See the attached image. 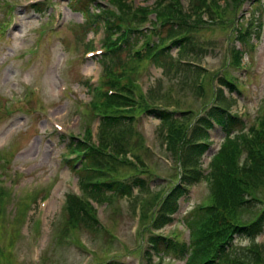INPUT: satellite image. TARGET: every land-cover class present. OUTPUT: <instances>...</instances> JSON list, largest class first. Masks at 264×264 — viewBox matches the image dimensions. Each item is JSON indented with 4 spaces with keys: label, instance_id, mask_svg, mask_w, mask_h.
<instances>
[{
    "label": "rangeland",
    "instance_id": "1",
    "mask_svg": "<svg viewBox=\"0 0 264 264\" xmlns=\"http://www.w3.org/2000/svg\"><path fill=\"white\" fill-rule=\"evenodd\" d=\"M9 1L15 3L19 0ZM52 1L61 15L56 31L47 30L45 34L40 35L41 23L45 18L39 15L36 7L19 5L16 7V12L19 15L20 26L11 34L0 32V103L2 94L10 95L12 90L21 96L28 85L39 88L27 100L15 103L17 106L12 116L6 115L0 106V149L3 144H7L6 133L19 130L11 145L7 146L8 152L2 154L8 162L0 165V179L3 175H7L4 184L12 194L10 198L13 197L0 200V264H27L28 258L36 262L39 254L41 257L38 259V264H84L86 258L88 261L85 264H104L108 258L117 264H138L140 255L143 254L146 227L140 223L134 234L138 207L133 197H122L107 204L110 199L106 195L94 194L95 200L91 204L101 229L94 230L93 219L87 217L84 230L79 231L73 226L66 230L65 235L72 231L80 241L62 243L63 230L58 232L60 229L55 227L62 226L61 213L57 211V207L61 203L62 195H66L68 183L72 184L71 187L76 184L77 190L79 185L76 172H73L71 167L68 168L64 162L66 153L64 141L67 140L64 134L67 130L74 134L81 131L82 127L78 128V115L74 112L75 100L81 101L88 97L86 79L92 67H97V70L99 68L97 61L82 58L83 49L88 48L85 43L86 37L89 39L91 32L88 30L85 33L80 27L83 19L81 14L70 9L69 0ZM180 1L185 7L188 6V0ZM131 2L134 6H141L152 5L153 0H131ZM220 2L224 5L223 1ZM2 4L0 29L4 30L11 4L5 1ZM55 15H57L56 12ZM250 18L252 20L248 21ZM202 21L197 24L192 37L194 54L184 56L186 61L196 64L192 72L185 71L184 67L179 66L177 69L173 67L170 73L165 74L161 68L150 62H139L136 66L138 71L136 80L140 81L141 78L143 92H157V97L154 99L147 97L152 104L177 111L180 118L189 116L191 119H197L206 118L209 107L216 105L213 97L207 102L204 101L210 97L212 85L219 84L216 78L226 74L240 89V93H237L235 89L232 92L224 90L229 101L230 112L242 114L245 120L251 121L254 116L253 109L257 108L259 97L264 90V0H240L231 14L222 13L221 19L215 21H207L203 17ZM260 21H262V27L257 34L258 32H255L253 28L256 27L254 24ZM35 43L39 44L38 51L31 55L28 64H22L19 60V46L28 47ZM232 46L244 51L241 67L232 66L231 60H228L227 49L228 47L232 49L233 54ZM69 51L73 54L68 56ZM170 52L176 60L175 47H172ZM125 57L126 52H121L119 59L121 70L130 64V60ZM65 58L69 59L70 63L66 64ZM119 68L117 71L120 70ZM259 72L260 74H257ZM206 75H214V81H207V86L200 94V90L194 88L193 81L195 80V85L201 78L204 82ZM163 76L169 78L164 80L168 90L172 86L174 95H177L168 102L163 100L165 94H160L162 93L160 81ZM60 79L67 81L69 85L63 91L62 97L57 96L59 95L57 84ZM245 105L247 108L243 113ZM188 109L193 110L192 115L190 112H184ZM218 109L221 110L219 107ZM58 114H63L64 130L49 135V130L44 131V129L50 128V119ZM84 116H88V113L85 112ZM86 122L87 120L84 121ZM98 122V118L91 122L94 131L98 129ZM134 122L138 135L135 134L133 138L138 137L144 140L143 152L140 151L143 153L144 161L153 162L155 157L157 163V152H159L160 158L164 153V159L175 165L177 153L166 151L164 139L160 136L159 120L150 114L141 113L135 117ZM23 125L25 126L22 128ZM61 134L64 135L63 139ZM209 134L213 143L211 149L202 157L200 169L203 173H205L207 161L211 159L224 135L220 128H211ZM149 144L150 154L144 146ZM245 153L243 148L241 158H244ZM57 165L59 171L54 176ZM163 165L166 168L158 167L157 176L143 175V178L149 181V188L152 191L157 189L159 193L164 192L176 179V170L168 168L161 159L160 166ZM149 169L152 173L154 172L152 166H149ZM164 176H172L173 181H168ZM55 177V181L49 185V181ZM188 187L189 190L180 200V208L178 214L174 215L175 218L192 206L209 201L211 188L207 180L203 178L200 182ZM40 189H43L41 191L43 194L45 190L46 194L50 195L52 203L46 218H42L33 237L30 226L33 204L29 205L26 195ZM42 193L38 195V198L42 196ZM146 194L149 195L148 192ZM260 197L263 198L264 194H260ZM205 210L207 209L203 211ZM154 231L163 235L178 232L179 238L187 237V230L173 220ZM27 234L32 242L31 246L28 244ZM260 238L257 239L260 240ZM238 242L245 244L247 239L241 238ZM77 243L90 248L94 256L89 257V254L93 255L91 251H88L89 254L81 252ZM28 246L31 252L27 250ZM152 261L154 264H184L183 261L168 256L161 260L154 256ZM141 264H145L143 258Z\"/></svg>",
    "mask_w": 264,
    "mask_h": 264
},
{
    "label": "trees",
    "instance_id": "2",
    "mask_svg": "<svg viewBox=\"0 0 264 264\" xmlns=\"http://www.w3.org/2000/svg\"><path fill=\"white\" fill-rule=\"evenodd\" d=\"M113 1L118 3L124 11H129L123 0ZM210 1L212 4L215 3L214 0ZM69 2L76 11L84 12L87 10V0H69ZM189 5L191 7L186 12L181 10L178 2H173L162 8L158 7L157 10L156 8L153 9L156 16L162 20L161 24H164L161 37L172 36L180 32L182 26L176 21L180 14L191 17L190 12L193 11L194 18L200 17L197 10H200L202 5L205 6L204 0H191ZM204 10L211 18L212 10L208 6H205ZM148 11L146 6H139L137 9L141 18ZM187 32L172 42L173 47H176L178 51L189 52V49L186 48V45L189 44ZM137 37L138 35H136V39ZM156 47L155 43L147 44L140 58H146ZM119 50H115V55ZM167 55L166 48H162L153 55V62L158 66H164L163 62ZM233 62L232 64L235 66L241 65L240 51H234ZM213 78L214 75L207 76V80L210 82L213 81ZM218 83L220 86L216 87L214 101L219 107L227 106L228 102L223 87L232 91L235 81L230 78L218 79ZM206 86H204L203 79L199 81L198 90H200V94L203 93ZM111 99L112 102L106 104V108L111 109L116 106L115 110L119 114L128 112L127 118L122 116L125 122L133 118L131 106L122 110L124 106L130 105L127 104L126 99L118 101L117 95H113ZM217 105L211 106L206 112V118H198L188 130L187 124L191 119L189 116L188 118L184 116L181 120H174L162 110L145 109L164 122L168 118L172 120L167 124V148L177 153L176 158L183 169L180 181L170 188L167 196L164 197L165 200L160 205L154 225L157 227V225L171 220L169 214L177 211L178 199L185 194L187 185L199 181L202 177L200 160L203 154L209 150L211 144L208 131L213 124H216L221 127L224 137L220 142L219 150L213 157L212 172L209 176L212 182L213 204L205 211L194 209L190 215L185 217L186 224L190 228L189 263L264 264V235L262 242H255V238L262 235L264 229V197H260V194H264V107L258 122L252 123L247 131L240 132L244 122L227 113L221 107L223 111H220ZM99 124L102 126L103 132L108 134L105 143L103 139H99L97 145L90 142L91 144L87 149L83 147L84 145L77 146L85 149L82 166L75 171L81 180L82 178L90 179L95 176H103L95 168H102L104 159H107L110 164L109 171H116L117 166H126L129 161L124 160L125 154L131 151V147L139 145L138 139L131 141L129 133L122 127V123L120 124L119 116L116 117L115 114L103 115ZM117 124L121 125V131L115 133L113 128ZM243 148L246 153L244 158H241ZM136 161L139 163L137 166H144L142 160ZM83 167L88 169L85 170ZM131 168L133 167L129 166V169ZM130 178H132L130 183L121 182L125 180V177L122 176L115 180L109 179L96 184H87L86 189L88 193L92 194L115 193L123 196L131 194L134 187H144L145 182L142 177L132 176ZM153 195H157V191ZM142 206L144 208L147 206L145 199ZM91 210L92 206L88 201L72 198L64 208V231L71 226L76 227L79 231L84 230L86 228L85 218L88 217ZM206 215H209L208 219H206ZM239 237L248 238V246L239 247L236 243V239ZM185 251L186 244L184 242L173 245L170 241L164 247L162 238L151 236L148 245L144 247V256L146 264H152L155 254L162 256L163 252H172L177 258L178 255L184 257Z\"/></svg>",
    "mask_w": 264,
    "mask_h": 264
}]
</instances>
